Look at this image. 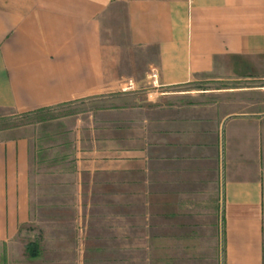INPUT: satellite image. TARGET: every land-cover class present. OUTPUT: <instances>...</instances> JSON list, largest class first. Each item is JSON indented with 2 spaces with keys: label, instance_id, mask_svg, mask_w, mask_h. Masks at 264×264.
Returning a JSON list of instances; mask_svg holds the SVG:
<instances>
[{
  "label": "crops",
  "instance_id": "crops-1",
  "mask_svg": "<svg viewBox=\"0 0 264 264\" xmlns=\"http://www.w3.org/2000/svg\"><path fill=\"white\" fill-rule=\"evenodd\" d=\"M9 113L0 264H264V0H0Z\"/></svg>",
  "mask_w": 264,
  "mask_h": 264
},
{
  "label": "rangeland",
  "instance_id": "rangeland-1",
  "mask_svg": "<svg viewBox=\"0 0 264 264\" xmlns=\"http://www.w3.org/2000/svg\"><path fill=\"white\" fill-rule=\"evenodd\" d=\"M123 28V27H122ZM122 28H119V30H122ZM107 30V29H104ZM105 32V31H104ZM104 41L106 42L108 35L103 34ZM56 110V108L54 109ZM57 110H60L57 108ZM40 114L38 113H31V114H6L4 116H0V137H5L10 132H13L15 130H27L28 132H33L36 134V130H38L40 127L35 125L36 119L39 117ZM33 129V131H31ZM39 133V132H38ZM85 196L78 195L79 198H83ZM111 197V196H109ZM125 209V208H124ZM117 211V212H116ZM129 211V212H128ZM119 214V219L123 220L122 223L126 225V236L129 239H125L121 243H119V248L121 249V252L123 254V260H119V264H132V256H133V243L131 240V234H132V228H131V211L130 210H124L122 211L120 209L115 210L114 207H111V210L109 211L111 214ZM122 213V214H121ZM115 218V217H110ZM44 225V226H43ZM29 231L26 232V237L29 240H40L43 246V252L45 253L44 258H36L32 261V264H83V262L78 261V259L73 261L69 258L66 259V262H57L59 258L56 256V251L58 249L57 244L58 240H56V234L58 233L57 229V222L55 223L53 219H46L42 221V226L38 223H33V226H30L28 228ZM130 234V235H128ZM71 250H67L69 252ZM121 258V257H120ZM108 258L104 262H101L100 264H113L110 260L107 261ZM99 264V263H98Z\"/></svg>",
  "mask_w": 264,
  "mask_h": 264
},
{
  "label": "built area",
  "instance_id": "built-area-1",
  "mask_svg": "<svg viewBox=\"0 0 264 264\" xmlns=\"http://www.w3.org/2000/svg\"><path fill=\"white\" fill-rule=\"evenodd\" d=\"M153 77H156L157 76V73H153L152 74ZM156 81V80H155ZM154 81V82H155ZM136 87V84L132 81V80H129L126 85L123 87V90L124 91H130V90H134Z\"/></svg>",
  "mask_w": 264,
  "mask_h": 264
},
{
  "label": "trees",
  "instance_id": "trees-1",
  "mask_svg": "<svg viewBox=\"0 0 264 264\" xmlns=\"http://www.w3.org/2000/svg\"><path fill=\"white\" fill-rule=\"evenodd\" d=\"M38 245H36L35 243H29L28 244V246H27V249H28V251H29V255L31 256V257H36V254L33 252V251H31V248H38L37 247Z\"/></svg>",
  "mask_w": 264,
  "mask_h": 264
}]
</instances>
